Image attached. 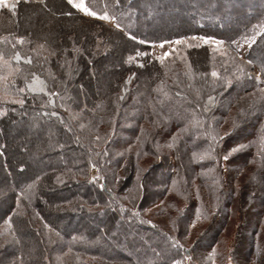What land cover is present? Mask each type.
Here are the masks:
<instances>
[{
	"label": "trees",
	"instance_id": "obj_1",
	"mask_svg": "<svg viewBox=\"0 0 264 264\" xmlns=\"http://www.w3.org/2000/svg\"><path fill=\"white\" fill-rule=\"evenodd\" d=\"M87 2L99 17L107 15L114 27L92 24L104 27L113 39L133 47H140V42L152 44L198 36L248 44L244 66L247 70L249 66L256 67L264 81V0ZM183 3L184 18L171 20L169 11L179 10V4ZM171 21H174L171 26L164 27ZM162 27L167 33H156ZM131 35L136 39H131ZM200 51L207 56L206 48L191 50L190 74L178 66L180 79L175 81L163 76L156 62L141 69L147 75L145 81H151V89L144 97L141 113L144 117L135 119L131 128L126 127L134 135L130 146L134 150L130 148L120 155L114 150L118 134L112 138L107 134L108 149H91L85 140H80L84 134L78 125L68 119L61 123L56 118L44 117L43 110L48 108L44 96L25 89L27 67H17V74L12 72V81L1 87L7 98L0 100V151L4 153L0 155V167L7 189L5 194L0 192V240L9 229L12 249L8 248V253L18 257L15 264H22L21 246L28 236L40 238L42 244L48 245L43 264H185L188 256L196 254L197 243L190 245L185 240L192 225L205 222L208 224L205 236L209 239L214 230L221 238L236 217L234 209L243 194H261L251 220L254 227L263 222L264 100L257 101L250 116L244 113L258 89L257 80L243 78L240 84L229 78L221 82L209 80V68L204 65L199 68L195 63ZM108 57L107 53L101 56L104 61ZM85 59L86 74L77 70V66L73 68L77 78L72 82L71 92L77 103L85 104L88 97L99 96L101 107L111 103L113 109L119 110L117 99L110 92L99 91L94 61ZM49 89L57 94L63 92L51 82ZM209 93L218 94L217 107L205 115L199 101ZM21 100L23 103H19ZM241 115L247 119L239 121ZM234 118L239 122L235 121L231 130L223 132L226 120L234 122ZM18 123L39 126L30 138L47 141L45 149L32 151L31 163L23 160V156H29L31 142L16 144V136L21 133L10 130ZM164 138L170 148L161 150L157 145ZM226 155L228 159H224ZM122 156L130 158L129 164L119 161ZM163 156L173 158L171 169L163 170L157 162ZM145 158H151L147 161L149 166L141 163ZM90 166L96 169L95 183L90 182ZM122 170L125 176L119 174ZM27 174L30 176L26 178ZM151 180L158 184L151 186ZM142 189L164 196L173 192L186 205L176 231L165 230L145 215L160 197L144 205ZM135 192L141 196L137 207V199L132 196ZM173 207L179 209L178 204ZM39 218L43 226L40 231L32 225L38 224ZM23 223L28 227L22 229ZM217 233L210 238L212 250L218 244ZM206 245L210 247V243ZM0 253L7 256L6 245ZM24 264H28L27 260Z\"/></svg>",
	"mask_w": 264,
	"mask_h": 264
},
{
	"label": "rangeland",
	"instance_id": "obj_2",
	"mask_svg": "<svg viewBox=\"0 0 264 264\" xmlns=\"http://www.w3.org/2000/svg\"><path fill=\"white\" fill-rule=\"evenodd\" d=\"M154 1L158 0H149V2ZM196 1L203 2L204 0ZM16 2L17 0H7L9 5ZM45 4H47V7L44 6ZM85 4L93 11L87 0H85ZM179 5V10L169 11L168 16L171 20L178 21L184 18L182 8L186 4ZM68 11H71V15H68V17L62 14ZM104 17H107V19ZM104 17L92 16L82 10L72 8L67 5V0H44V3L39 2V0H30V2L24 3V0H19L14 11L10 7H0V100L7 98L4 89L1 88L2 84L4 85L11 80L10 75L13 74V71L19 69L17 67L26 66L28 71L26 76L28 77L25 79V89L31 94L44 96L48 104V108L43 110L42 113L44 117L56 118L61 123L66 122L68 119L69 122L78 125L77 128L84 134V137L80 136V140H85L84 142L91 149H108L110 138L114 134H118L117 143L114 145V150L118 155L125 153L130 148L134 150V147H130L134 135H131V132L128 133L131 129H126V127H130L135 119L144 117L141 114L145 102L144 97L151 89V81H145L147 75L142 74L141 69H146L151 63L156 62L162 69V75L171 77L175 81L178 78L180 79L178 66L190 74L189 68L192 61L190 51L206 48L208 50L207 56L200 51L196 54L195 63L199 68H202L203 65L209 68L207 73L209 80L221 82V79L229 78V81L234 80L239 84L243 81V78L257 80L258 89L253 92L252 97L249 99L250 103L245 108L244 113L248 112L247 117L250 112L254 111L252 108L256 106L257 101L264 100V81L259 71L256 67L249 66L247 70L244 66L246 64L244 59H246L249 48L248 44H231L224 41L222 44H216L213 42L216 39L198 36L190 39H180L181 43L179 44L175 43L177 40L152 44L140 42V47H133L113 39L111 32L105 30L104 27L92 24L94 22L113 28L114 23L111 19L107 15H104ZM174 21L169 22L164 27L171 26L170 23H174ZM164 27L157 28L160 31L156 33H167ZM20 38H23V43L19 42ZM205 38L209 41L207 44L204 43ZM162 43L163 47H161ZM105 53L109 57L104 61L101 56ZM165 53L170 54L161 62L160 57H163ZM88 55L92 58H87ZM84 58H86V62L94 61L93 73L97 78L99 91L101 93L103 91L105 94L110 92L114 99H117L116 106L119 105L121 112L116 107L113 109L111 103L101 107L100 102L102 99L99 96H87V103H77V97L71 89L72 82L77 78L74 77L77 71H73V68L77 66V70L82 69L83 74H86ZM100 62L101 65L98 66ZM3 70H6L5 73ZM213 71L217 73L216 77L211 75ZM85 78L86 83L90 85L91 83L87 80V77ZM50 82L51 85L63 89V92L57 94L50 91ZM179 84L182 83L178 82L180 87ZM189 84H186L187 88L190 86ZM29 86L35 91L30 90ZM41 88H43V91L40 90ZM176 94L181 95L180 92ZM210 96L213 98L211 101L209 100ZM217 96L218 94L209 93L200 99L202 113L210 115L216 109ZM121 105H123L122 108ZM102 112H104L103 115ZM119 114L122 117L121 120H119ZM247 117L241 115L238 120L243 121ZM235 121L236 119L234 122L233 119H227L222 131L228 132L231 130L235 125ZM25 126L18 123L10 127V130L21 133L19 137L16 136V144L20 141L31 142L32 148L29 156H23L24 161L31 163L32 151L35 153L40 149H45L47 141L44 138L42 140L30 138L32 133L37 131H34V128L39 126L34 125V123L30 124V127ZM107 134H111V137L108 138ZM165 141H168V139L164 138V141L157 145L161 147V150L170 148ZM123 157H120L119 161ZM148 160H151V158H145L141 163H148ZM130 161V158L125 156L122 159V164L127 165ZM157 162L162 164L163 170L171 169L174 165L172 157L166 159L163 156ZM144 166H149V163L144 164ZM224 171L227 174V160L224 161ZM88 173L90 182L95 183L96 169L90 166ZM119 174L125 176L123 170ZM29 176L27 174L25 177ZM150 184L156 186L158 181L151 180ZM6 190V183L0 167V192L3 191V194H5ZM143 192L145 194L144 205H150L160 197L159 201L145 212V215L165 230L176 231L181 217L180 213L185 212L186 205L180 202L173 192L168 193L166 196L163 194H150V192L143 189L140 194H143ZM135 193L132 196L137 199V207L141 196ZM243 195V199L234 209L236 217L224 229L221 238H219V232L211 230L210 238L215 233H217V239L219 238L218 244L213 250L212 241L204 234L208 224L202 222L192 225L185 240L190 245L197 243L196 254L194 257L188 256L185 259V264H264V220L256 227L252 224L257 200L261 198V194ZM246 197L247 199H245ZM173 204H178L179 209H175L176 207H173ZM210 211H212V205ZM40 222V218L38 219L39 225L31 221L32 225L38 228L39 231L43 227L40 226ZM25 227L28 226L23 223L22 229ZM8 232L9 229L4 239L0 240V252L4 245H6L7 251V256L0 253V264H15V262H18V257H12L8 253V248L12 249ZM45 235L47 234L45 233ZM206 243H210V247ZM21 248L20 262L22 264L26 260L28 264H43L42 261L46 258L48 245L42 244L40 238L28 236ZM57 259L60 261V257H57Z\"/></svg>",
	"mask_w": 264,
	"mask_h": 264
},
{
	"label": "snow or ice",
	"instance_id": "obj_3",
	"mask_svg": "<svg viewBox=\"0 0 264 264\" xmlns=\"http://www.w3.org/2000/svg\"><path fill=\"white\" fill-rule=\"evenodd\" d=\"M30 2V0H24V3H28ZM41 3H44V0H40ZM18 3H19V0H17L16 3H12L11 5H9L7 3V0H0V7H10L13 11L17 8L18 6ZM67 5L71 6L72 8H75V9H78V10H82L84 11L86 14H90L92 16H96L97 14L94 12V11H91L85 4V0H79V2H77V0H67ZM45 7H47V4L44 5ZM63 15H71V11H68V12H65V13H62ZM105 19H107V17H104ZM117 27H119V25H117ZM131 39L135 40L136 37L134 35H131L130 36ZM19 42L20 43H23V38H20L19 39ZM209 41L207 38L204 39V43L207 44ZM214 43L216 44H222L223 41H220V40H215L213 41ZM175 43L179 44L181 43L180 40H177L175 41ZM161 47H163V43L161 44ZM170 53H165L163 57H160V60L161 62H163V60L169 55ZM17 59H19V57H17ZM30 62V61H29ZM252 61L250 60L249 63H251ZM142 66V65H141ZM211 75L213 77H216L217 76V73L215 71H213L211 73ZM257 79H259V77H257ZM30 90H33L35 91V89H32L31 86H29ZM41 91H43V88L40 89ZM21 91H23V89H21ZM213 98L210 96L209 97V100L211 101ZM19 103H23V101H19ZM3 151H0V155H3ZM224 159H228V156L226 155L224 157ZM24 171V167L23 165H21V168H20V172L23 173ZM95 179V178H94ZM17 204H19V201H17ZM11 223V220L9 221Z\"/></svg>",
	"mask_w": 264,
	"mask_h": 264
},
{
	"label": "built area",
	"instance_id": "obj_4",
	"mask_svg": "<svg viewBox=\"0 0 264 264\" xmlns=\"http://www.w3.org/2000/svg\"><path fill=\"white\" fill-rule=\"evenodd\" d=\"M39 2H40V0H39Z\"/></svg>",
	"mask_w": 264,
	"mask_h": 264
}]
</instances>
